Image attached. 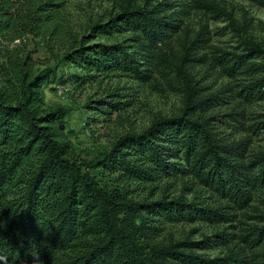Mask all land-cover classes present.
<instances>
[{"label": "trees", "instance_id": "1", "mask_svg": "<svg viewBox=\"0 0 264 264\" xmlns=\"http://www.w3.org/2000/svg\"><path fill=\"white\" fill-rule=\"evenodd\" d=\"M253 1L264 7V0ZM60 7L53 0H0V36L21 32L19 39L32 25L43 29L55 22ZM192 9L224 16L236 29V20L216 0L143 5L124 0L120 12L92 27L95 35L65 51L59 66L74 68L79 82L123 75L146 83L160 74L182 85L179 115L121 136L88 161L75 155L66 132L68 110L45 103L43 89L58 80L59 66L36 70L30 56L8 57L0 65V264L246 262L235 247L223 257L198 254L199 247L218 245L211 236L199 243L160 239L166 222H213L223 216V206L201 207L196 197L191 202L182 196L138 198L142 187L187 177L240 208L255 192L264 193V153L247 160L248 139L232 140L222 130L225 125L245 130L241 107L264 101V46L248 39L242 41L248 53L218 50L208 56L203 51L209 31L202 26L190 36L185 24ZM115 35L122 39L96 41ZM196 63L219 68L233 84L203 92L190 72ZM226 92L234 93L227 114L217 109ZM116 97L108 92L89 108L112 117L124 109ZM263 126L259 121L250 127L256 132ZM256 231L262 237L264 227Z\"/></svg>", "mask_w": 264, "mask_h": 264}, {"label": "rangeland", "instance_id": "2", "mask_svg": "<svg viewBox=\"0 0 264 264\" xmlns=\"http://www.w3.org/2000/svg\"><path fill=\"white\" fill-rule=\"evenodd\" d=\"M124 0H53L60 4V12L53 24L43 29L32 25L29 32L16 39L21 32H12L0 36V65L6 64L8 57L15 60L30 56L35 62V69L57 68L61 57L72 45L79 43L89 36L95 35L98 30L92 27L98 23L107 22L111 16L116 15L119 6ZM144 4H152L164 0H134ZM168 2H192L193 0H167ZM226 7V10L236 20V29L223 16L191 10L190 16L186 15L185 24L189 25L190 36L197 34L204 26L209 31L210 42L203 53L211 56L218 50L237 54L248 53L243 40H251L264 46V7L253 0H216ZM57 10V8L55 9ZM205 12V13H203ZM26 23H30L26 20ZM130 35H126L129 37ZM95 38H92V41ZM122 39L120 35L111 38H96V41H115ZM176 41V38H173ZM176 43H178L176 41ZM178 47V44H176ZM179 49V48H178ZM219 54V53H218ZM197 64V63H196ZM190 66V72L199 88L203 92L217 93L233 81L219 68L209 67L208 64ZM76 70L68 66H59L58 80L46 85L43 89L45 103L52 108L63 107L68 110L66 117V132L72 142L75 155L83 160H91L98 153L107 150L121 136L128 133H141L147 130L155 120L177 116L183 108L182 86L177 80H168L160 74L155 79L142 83L126 76L116 75L109 79L81 81L75 78ZM66 81L67 83H62ZM179 88V89H178ZM108 92H115L120 97L114 98L123 102V110L111 116L98 115L89 108L95 103L92 100L105 96ZM233 92H226L223 105L217 109L221 113H229L232 107ZM241 109L245 114L240 119L245 124V130L235 129L225 125L223 134L232 140L248 139L246 159L264 153V129L253 132L250 126L256 122L264 121V101L243 105ZM111 119L109 120L108 118ZM107 118V119H106ZM231 124L237 125L232 118H226ZM264 127V126H263ZM238 130V131H237ZM186 180H189L186 182ZM185 183H188L185 189ZM190 178L166 179L141 188L143 196L154 199L167 197L173 199L182 196L191 202L195 197L201 207L223 206V216L216 221H184L166 222L163 226L160 239L169 242H184L186 240L199 243L205 237L211 236L218 245L207 250L197 248L198 254L215 258L225 256L229 248H234L245 259L243 264H264V234L256 235V228L264 227V193L257 191L253 200L242 208L226 199L225 196L193 183ZM225 234L222 238L214 237L216 234ZM264 233V232H263ZM228 234V235H227ZM224 238V239H223ZM211 240V241H212Z\"/></svg>", "mask_w": 264, "mask_h": 264}]
</instances>
